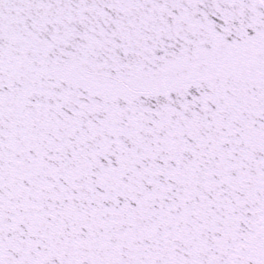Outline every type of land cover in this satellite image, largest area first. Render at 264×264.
Instances as JSON below:
<instances>
[{
	"label": "snow or ice",
	"instance_id": "obj_1",
	"mask_svg": "<svg viewBox=\"0 0 264 264\" xmlns=\"http://www.w3.org/2000/svg\"><path fill=\"white\" fill-rule=\"evenodd\" d=\"M0 264H264V0H0Z\"/></svg>",
	"mask_w": 264,
	"mask_h": 264
}]
</instances>
